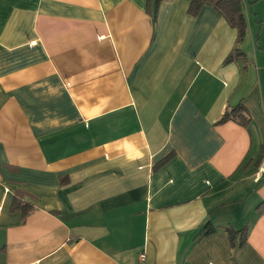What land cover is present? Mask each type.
I'll list each match as a JSON object with an SVG mask.
<instances>
[{"label":"crops","instance_id":"obj_1","mask_svg":"<svg viewBox=\"0 0 264 264\" xmlns=\"http://www.w3.org/2000/svg\"><path fill=\"white\" fill-rule=\"evenodd\" d=\"M189 2L0 0V264H264V0Z\"/></svg>","mask_w":264,"mask_h":264},{"label":"trees","instance_id":"obj_2","mask_svg":"<svg viewBox=\"0 0 264 264\" xmlns=\"http://www.w3.org/2000/svg\"><path fill=\"white\" fill-rule=\"evenodd\" d=\"M152 1L157 4L161 0H148V3H151ZM204 5L214 8L222 16V18H224L228 26L236 31L235 46L226 56L223 64L227 65L238 60L244 61L245 57L240 49L247 33V21L243 9L244 0H190L187 12L191 16H195ZM228 121H233L243 127H247L250 124L251 119L242 103H239L229 110H226L217 121V124H223ZM171 158L172 155H169L160 162L159 166L166 164ZM12 208L21 210L24 215L30 210L29 207L21 205L18 202H14L12 204ZM256 209L261 213L264 210L263 203L258 205ZM213 231L214 227H212L210 223H206V225L202 228V231L199 233V237L207 236ZM224 232L228 236L231 244L238 241V245H242L247 237L248 229L247 227H244L240 230H234L231 227H225Z\"/></svg>","mask_w":264,"mask_h":264},{"label":"built area","instance_id":"obj_3","mask_svg":"<svg viewBox=\"0 0 264 264\" xmlns=\"http://www.w3.org/2000/svg\"><path fill=\"white\" fill-rule=\"evenodd\" d=\"M263 174H264V160L262 161L261 165L259 166V168H258V170L256 172V177L259 179V178L262 177ZM139 260L140 261L144 260V255L143 254L140 255Z\"/></svg>","mask_w":264,"mask_h":264}]
</instances>
